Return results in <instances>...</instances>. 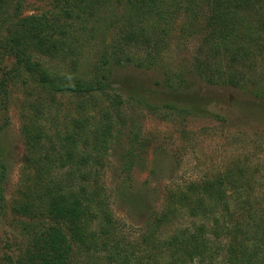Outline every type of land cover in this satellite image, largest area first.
Listing matches in <instances>:
<instances>
[{"label": "trees", "instance_id": "1", "mask_svg": "<svg viewBox=\"0 0 264 264\" xmlns=\"http://www.w3.org/2000/svg\"><path fill=\"white\" fill-rule=\"evenodd\" d=\"M23 1L0 0V52L10 60L0 67V226L15 233L3 264H264V202L253 196L256 170L246 162L167 187L161 209L131 238L104 179L119 136L139 141L121 129L129 103L201 111L195 79L237 86L245 67L264 64V0H52L39 14H24ZM193 37L191 68L162 65L156 99L120 73L153 68L172 38ZM91 42L98 48L85 61ZM14 89L24 154L7 194L3 134ZM133 157L124 149L123 185ZM130 199L146 208L141 195Z\"/></svg>", "mask_w": 264, "mask_h": 264}, {"label": "rangeland", "instance_id": "2", "mask_svg": "<svg viewBox=\"0 0 264 264\" xmlns=\"http://www.w3.org/2000/svg\"><path fill=\"white\" fill-rule=\"evenodd\" d=\"M22 10L24 14L51 12L52 0H24ZM197 43L198 37L183 42L172 38L158 65L149 69L129 66L120 73L125 74L138 94L150 95L153 99L155 82L162 76V65L171 69H190ZM97 48L96 43L91 42L86 47L84 60L92 59ZM262 64L261 60L255 59L251 70L245 67L247 79L237 86L207 85L195 79L194 87L207 103L201 111L164 109L155 101L150 107L129 103L121 111V117H125V128L121 126V129L133 128L139 141L133 143V133L126 135L123 132L119 136L112 144V156L108 158L109 167L104 179L112 212L124 235L131 238L152 209H161L167 187L222 170L226 165L234 164L233 160L246 162L248 172L256 170L253 196L264 202V98L257 94L264 90ZM3 65H6L4 69L9 67L10 60L0 52V67ZM18 95V89L10 94L7 105L10 124L3 134L10 169L7 194L17 182L24 154L18 129ZM128 147L134 154L133 166L129 184L123 185L119 168L124 149ZM133 195H141L146 208L141 210L132 205V200L128 199ZM12 234L15 233L9 226H0V264H3L4 243Z\"/></svg>", "mask_w": 264, "mask_h": 264}]
</instances>
